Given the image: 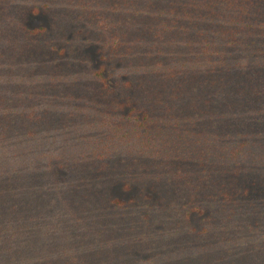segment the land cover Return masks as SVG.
Here are the masks:
<instances>
[{
	"label": "rangeland",
	"instance_id": "obj_1",
	"mask_svg": "<svg viewBox=\"0 0 264 264\" xmlns=\"http://www.w3.org/2000/svg\"><path fill=\"white\" fill-rule=\"evenodd\" d=\"M181 1L0 0V264H264V73L174 91Z\"/></svg>",
	"mask_w": 264,
	"mask_h": 264
},
{
	"label": "trees",
	"instance_id": "obj_2",
	"mask_svg": "<svg viewBox=\"0 0 264 264\" xmlns=\"http://www.w3.org/2000/svg\"><path fill=\"white\" fill-rule=\"evenodd\" d=\"M170 21L175 41L155 47L150 59L162 65L158 70L174 91L197 80L195 87L212 91L209 103L257 91L255 81L264 73V0H182Z\"/></svg>",
	"mask_w": 264,
	"mask_h": 264
}]
</instances>
